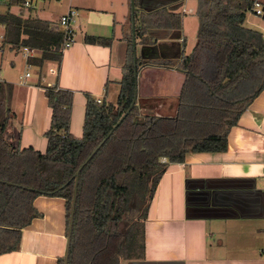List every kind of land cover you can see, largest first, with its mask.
Segmentation results:
<instances>
[{
	"label": "trees",
	"instance_id": "16d2710c",
	"mask_svg": "<svg viewBox=\"0 0 264 264\" xmlns=\"http://www.w3.org/2000/svg\"><path fill=\"white\" fill-rule=\"evenodd\" d=\"M153 1L134 0L136 44H149V31L181 29L182 14L176 7L183 0H163L157 7ZM197 2L199 26L191 53L161 64L175 66L184 74L174 116L140 113L136 102L113 129L134 96L131 32L126 37L127 57L116 102L96 103L85 93L81 137L69 132L72 92L56 84L42 86L50 108L44 153L31 147L20 149L12 142L9 91L0 87V254L16 250L21 229L39 216L32 205L36 196L63 198L69 222L75 172L112 131L79 171L67 264H121L143 257L145 212L167 165L183 162L186 152L224 151L229 128L264 88L263 74L250 94L238 97L234 92L243 81H257L256 70L264 69L262 33L245 25L252 0ZM8 4L20 10L18 14L0 12L2 46L35 49L38 54L28 63L40 69L47 61L59 63L62 35L57 27L23 16L21 0ZM129 21L131 30V16ZM111 40L84 36L85 42L102 46ZM135 64L136 72L144 66L139 56ZM230 93L236 98L230 99ZM217 108L210 117L214 122L207 123L210 127L195 124Z\"/></svg>",
	"mask_w": 264,
	"mask_h": 264
},
{
	"label": "crops",
	"instance_id": "0c3cea01",
	"mask_svg": "<svg viewBox=\"0 0 264 264\" xmlns=\"http://www.w3.org/2000/svg\"><path fill=\"white\" fill-rule=\"evenodd\" d=\"M162 1L151 3L157 7ZM8 2L0 0V12L11 11L14 6ZM63 4L54 19L46 18L43 8L32 16L57 23L70 6L78 9L75 42L55 62L50 80L44 74L36 78L29 73L21 83L20 75L5 69L14 61L4 63L5 47L0 48L2 88L9 91L12 114L9 133L20 149L31 147L40 153L46 149L50 108L42 86L56 84L72 92L69 132L77 138L83 131L85 93L110 103L117 99L127 57L126 37L131 32L130 3L119 11L111 0H65ZM86 35L112 40L102 46L85 42ZM148 35L150 44H136L137 56L151 60L138 69L136 102L159 115L165 105L178 104L184 81L175 66L161 64L174 63L191 52H185L182 31L157 30ZM32 205L39 216L21 229L16 250L0 254V264H60L64 258L65 200L39 195ZM143 235V257L121 264H264V88L229 128L224 151L186 152L183 162L167 165L149 202Z\"/></svg>",
	"mask_w": 264,
	"mask_h": 264
},
{
	"label": "rangeland",
	"instance_id": "374dc122",
	"mask_svg": "<svg viewBox=\"0 0 264 264\" xmlns=\"http://www.w3.org/2000/svg\"><path fill=\"white\" fill-rule=\"evenodd\" d=\"M64 1L65 0H61L60 2H54V1L35 2L33 4L32 9H29V10L24 9L22 15L23 16H28V15L36 16V14L38 13V10L43 8L45 10V13L47 14L46 18L54 19V18H56V16L60 12L63 11L61 9H63V6H64L63 2ZM111 1L113 3V6L115 8H117L118 11L120 9H122V6H125V10L128 9L127 3L129 2V0H111ZM198 5H199V3L197 2V0H184V1H182L180 6L176 7V11H179V12L181 11V7L186 10L185 13L182 15L180 31H182V33L185 37V52L187 54H189L191 52V49L196 42V36H197V31H198V26H199L198 16L196 14V7ZM135 9H136V7H135ZM76 10L78 12V9H76ZM139 11H140L139 15L143 16L142 7H140ZM11 12L12 13L17 12V6L12 7ZM127 16H128L127 23L130 25L129 15H127ZM245 25L249 28L255 29V30L263 33L264 32V16L263 17H256V16H253L250 14H246ZM53 26L57 27V23L54 22ZM128 35H127V37H128ZM137 40H139V39H136V41ZM1 41H2V26L0 25V44H1ZM150 42H151V40L149 41V44H150ZM4 47H5V50H4V54L2 56L3 62L5 63V60H10V59H13V61H14V66H9V67L4 66V67H6L5 69H7L10 74L22 75L25 71H27L32 75V77H36V78L39 77L40 73L46 75L48 80H50L53 77V73L49 72V68H52L55 70V62L54 61H47L42 66L41 69L36 67V66H32V65H30L29 68H26L24 61H23V58L20 55L19 51L17 52V54H14V52L9 51L10 50L9 48H7L6 46H4ZM0 51H1V49H0ZM139 52H140L139 46H137L136 47V55H138ZM1 73H2V75L4 74L3 69L1 71ZM257 73H258V78L256 79L257 81H255V80L254 81H252V80L243 81L240 85H238L236 91H234L238 97H243L247 94H250L257 87V84L259 82L258 80L264 74V69L258 68L256 70L255 74H257ZM260 75H262V76H260ZM234 96L235 95L233 93L229 94L230 99L233 98ZM234 98H236V97H234ZM139 105H140V110H139L140 113L156 114L154 111H152V108L151 109H149V108L145 109V107L143 108V106L145 105L143 102L140 101ZM167 105H165L163 107V109L158 110V114L160 116H174L175 113L177 112L176 111L177 110V103L176 102H172L171 105L169 106V108ZM219 106L222 110L224 104L221 103ZM218 109L219 108L212 110L211 114L207 118H206V116H200V114H198L200 116V119L195 121V124L198 126H201V127L202 126L205 127V126H207V123H210L211 121L214 122V118H210V117H211V115H213V111L215 112ZM217 113H219V112H217ZM199 116H197V117H199ZM202 119H203V121H201ZM219 123H220V121H219ZM209 125L210 124H208L207 127H210ZM204 130H207V129H204ZM208 130H210V128H208ZM161 161H164V159L162 158ZM147 211H148V209H147ZM146 213L147 212H145V214Z\"/></svg>",
	"mask_w": 264,
	"mask_h": 264
},
{
	"label": "built area",
	"instance_id": "2783aa9c",
	"mask_svg": "<svg viewBox=\"0 0 264 264\" xmlns=\"http://www.w3.org/2000/svg\"><path fill=\"white\" fill-rule=\"evenodd\" d=\"M45 1H54V2H60L61 0H21V8L29 10L32 9L33 4L35 2H45ZM185 9L181 7L180 13L184 14ZM190 11V10H189ZM246 14H250L256 17H262L264 15V7L262 4V0H252V5L251 7L246 11ZM78 16L77 10L73 7L70 6L68 10L59 16L57 20V30L61 33L62 35V52L68 49L69 47L72 46V44L75 42V23L76 19ZM262 37L264 38V32L262 33ZM20 52V55L22 58L25 60V67L29 68L30 65L28 63V59L36 56L38 52L27 46H23L18 49ZM49 72L54 73L56 70L50 68ZM29 77V72L25 71L22 75H20L19 80L21 83ZM4 80L2 75L0 74V87L2 86ZM96 103H100L101 99L100 98H95Z\"/></svg>",
	"mask_w": 264,
	"mask_h": 264
},
{
	"label": "water",
	"instance_id": "95a60500",
	"mask_svg": "<svg viewBox=\"0 0 264 264\" xmlns=\"http://www.w3.org/2000/svg\"><path fill=\"white\" fill-rule=\"evenodd\" d=\"M130 3V13H131V34H132V56H133V61H134V96L133 99L128 107V109L125 111L123 115L119 118L117 123L114 125L113 129H115L126 117L127 114H129L130 110L132 107L136 104L137 101V76L138 72L135 70V62H136V40H135V23H134V11H135V5H134V0H129ZM112 129V130H113ZM112 131L108 133V135L103 139V141L92 151V153L85 159L83 164L80 166V168L75 172V180H74V188H73V197L71 201V207H70V215H69V222H68V232H67V243H66V251L65 255L63 258V264H67V259H68V252H69V245H70V237H71V230H72V224H73V214H74V208H75V199H76V191H77V182H78V175L79 171L82 168L84 164H86L89 159L94 155V153L98 150V148L102 145V143L110 136Z\"/></svg>",
	"mask_w": 264,
	"mask_h": 264
},
{
	"label": "flooded vegetation",
	"instance_id": "af4514ba",
	"mask_svg": "<svg viewBox=\"0 0 264 264\" xmlns=\"http://www.w3.org/2000/svg\"><path fill=\"white\" fill-rule=\"evenodd\" d=\"M143 1L145 2L147 0H143ZM148 53L149 52H146L145 55H148ZM142 61L144 62V64H143L144 66L147 65V64H149L151 62V60H149V59H141V62ZM140 67H142V65Z\"/></svg>",
	"mask_w": 264,
	"mask_h": 264
},
{
	"label": "bare ground",
	"instance_id": "6f19581e",
	"mask_svg": "<svg viewBox=\"0 0 264 264\" xmlns=\"http://www.w3.org/2000/svg\"><path fill=\"white\" fill-rule=\"evenodd\" d=\"M2 47V44L0 45V48Z\"/></svg>",
	"mask_w": 264,
	"mask_h": 264
}]
</instances>
